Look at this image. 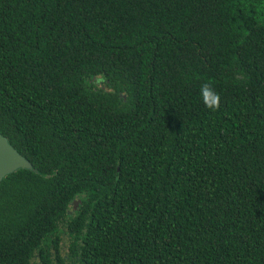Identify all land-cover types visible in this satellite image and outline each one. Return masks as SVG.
Wrapping results in <instances>:
<instances>
[{
	"label": "trees",
	"instance_id": "trees-1",
	"mask_svg": "<svg viewBox=\"0 0 264 264\" xmlns=\"http://www.w3.org/2000/svg\"><path fill=\"white\" fill-rule=\"evenodd\" d=\"M0 136V264H264V0H0Z\"/></svg>",
	"mask_w": 264,
	"mask_h": 264
},
{
	"label": "water",
	"instance_id": "water-1",
	"mask_svg": "<svg viewBox=\"0 0 264 264\" xmlns=\"http://www.w3.org/2000/svg\"><path fill=\"white\" fill-rule=\"evenodd\" d=\"M20 169L31 170L30 165L0 136V180ZM76 204L73 203V208Z\"/></svg>",
	"mask_w": 264,
	"mask_h": 264
},
{
	"label": "clouds",
	"instance_id": "clouds-1",
	"mask_svg": "<svg viewBox=\"0 0 264 264\" xmlns=\"http://www.w3.org/2000/svg\"><path fill=\"white\" fill-rule=\"evenodd\" d=\"M200 97L207 109L215 111L220 108L221 97L211 83H204L201 85Z\"/></svg>",
	"mask_w": 264,
	"mask_h": 264
},
{
	"label": "rangeland",
	"instance_id": "rangeland-1",
	"mask_svg": "<svg viewBox=\"0 0 264 264\" xmlns=\"http://www.w3.org/2000/svg\"><path fill=\"white\" fill-rule=\"evenodd\" d=\"M98 83V82H97ZM97 86H99L100 85V83H98V84H96Z\"/></svg>",
	"mask_w": 264,
	"mask_h": 264
}]
</instances>
